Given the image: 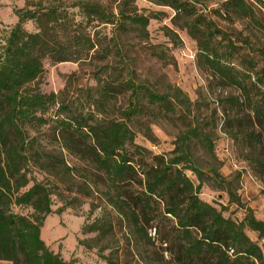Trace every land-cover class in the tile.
<instances>
[{
    "label": "trees",
    "instance_id": "trees-1",
    "mask_svg": "<svg viewBox=\"0 0 264 264\" xmlns=\"http://www.w3.org/2000/svg\"><path fill=\"white\" fill-rule=\"evenodd\" d=\"M26 1L32 8L15 10L14 23L0 43V260L74 264L51 251L40 238V226L51 213L46 187L40 182L27 186L29 162L51 174L68 169L61 156L32 147L35 136L28 137L26 130L47 125L48 138L58 150L87 161L91 175L104 184L105 198L127 222L129 232L150 244L139 221L151 223L175 264H264V221L255 218L251 208L244 207L232 192L231 201L245 211L238 221L223 216L198 196L203 172L193 160L191 147L197 144L212 153L213 144L188 96L168 82L149 86L144 80H134L126 64L117 67L106 62L112 54L122 61L117 43L121 36L131 35L139 42L147 39L146 27L155 14L139 12L136 0H113L114 10L95 1L73 0L69 7H75L74 12L49 0ZM146 1L173 11L170 23L194 41L196 55L219 81L239 91L240 102L236 97L223 102L233 112L246 108L264 128V63L254 69L252 59L240 57V46L198 8V0ZM212 12L255 28L264 19L261 6L253 0H222ZM25 19L35 22L34 31L23 29ZM90 23L112 26L111 33L102 36L110 45L101 44L96 32L90 33ZM163 32L169 39L176 37L167 26ZM153 51L162 63H169L162 49L154 46ZM45 58L54 63L95 59L101 62L98 69L103 78H97L94 86H77L71 94L65 86L58 92H39L29 84L41 75ZM116 94L125 96L124 107L113 102ZM143 115L151 122L184 120L171 156H149L148 150L135 144L128 123ZM242 119H233L237 129L243 128ZM144 128L143 135L148 137L149 128ZM243 137L258 141L252 131L243 130ZM253 162V172L264 186V160L253 158ZM183 170L195 175L197 183ZM212 174L217 175L215 169ZM129 183L138 188H129ZM11 205L28 206L32 212L25 216L12 211ZM97 229L94 223L83 226L84 232ZM245 229L254 232L260 243L250 239ZM105 261L116 264L110 258Z\"/></svg>",
    "mask_w": 264,
    "mask_h": 264
},
{
    "label": "rangeland",
    "instance_id": "rangeland-1",
    "mask_svg": "<svg viewBox=\"0 0 264 264\" xmlns=\"http://www.w3.org/2000/svg\"><path fill=\"white\" fill-rule=\"evenodd\" d=\"M37 0H32L36 2ZM51 3L63 6L74 12L75 7H69L73 0H49ZM99 2L114 10L113 0H89ZM198 8L211 16L216 25L229 34L237 46L240 57L247 55L256 64L254 69L264 63V19L260 21V28L247 25L240 20H228L215 15L212 10L217 8L222 0H198ZM261 6L264 18V0H253ZM42 4H45L42 1ZM139 12L148 10L155 14L146 27L147 39L138 41L131 35H124L117 39L121 51L120 56L113 55L106 59L108 64L121 66L126 64L132 77L146 81L149 86H161L166 82L180 88L193 103L194 114L204 124L212 139V153H205L197 144L191 147L195 164L203 172L198 196L201 200L220 209L222 215L234 220H240L245 211L231 201L229 192L235 194L244 207H249L255 218L264 221V186L254 174L253 158L264 160V128L257 124L244 107L233 112L223 99L236 97L238 102L239 91L236 87L221 82L209 69L205 62L196 55L194 41L184 29L177 28L170 23L173 11L167 7L150 4L146 0H136ZM32 6L26 0H0V39L13 25L16 9H27ZM75 18H78L75 15ZM172 28L176 37L169 39L163 27ZM22 27L26 31H34L36 24L31 19H25ZM88 30L97 33L101 44L110 45L103 34H110V24L90 23ZM247 37V42L242 39ZM112 43V42H111ZM162 49L167 56L168 64L154 56L153 47ZM260 50L262 53L260 54ZM115 52V51H114ZM234 62V61H233ZM101 62L97 60L86 62H58L48 59L42 60L43 71L32 83L34 88L42 93L58 92L67 87L71 94L77 86H94L97 78H103ZM234 67L241 70L239 65ZM124 73V71H122ZM116 106H125V96L116 94L113 99ZM243 117V128L234 126V118ZM134 132L135 144L145 148L151 155L171 156L176 134L183 128L184 120L173 123L165 120L151 122L146 116H138L128 123ZM148 126L149 135L144 126ZM47 125L37 127V130L28 128V137L35 136L32 147L50 151L61 156L68 169H60L51 174L28 163V175L32 182L42 183L49 194L51 213L48 214L40 226V238L53 252H57L64 260H71L74 264H107L105 258H110L116 264H175L170 257L165 244L161 243L154 234L152 224L139 221L142 228L150 237L151 243L144 241L137 235L129 232L127 222L111 207L104 194V184L96 182L91 175L92 168L86 160L69 154L64 149L58 150V145L49 139ZM243 130L252 131L258 141L253 143L243 137ZM134 161L136 155L132 154ZM215 169L217 175L212 174ZM261 170H264L262 168ZM88 171V173H86ZM185 175L197 183L195 175L189 170H183ZM129 188L137 187L129 183ZM138 188V187H137ZM14 212L30 216L32 209L28 206L11 205ZM94 223L97 231L84 232L83 226ZM246 234L253 241L257 240L255 233L245 229ZM0 264H11L0 260Z\"/></svg>",
    "mask_w": 264,
    "mask_h": 264
},
{
    "label": "built area",
    "instance_id": "built-area-1",
    "mask_svg": "<svg viewBox=\"0 0 264 264\" xmlns=\"http://www.w3.org/2000/svg\"><path fill=\"white\" fill-rule=\"evenodd\" d=\"M1 41H2V40L0 39V43H1Z\"/></svg>",
    "mask_w": 264,
    "mask_h": 264
}]
</instances>
